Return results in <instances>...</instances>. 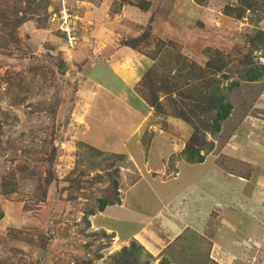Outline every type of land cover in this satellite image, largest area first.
I'll list each match as a JSON object with an SVG mask.
<instances>
[{
  "label": "rangeland",
  "instance_id": "374dc122",
  "mask_svg": "<svg viewBox=\"0 0 264 264\" xmlns=\"http://www.w3.org/2000/svg\"><path fill=\"white\" fill-rule=\"evenodd\" d=\"M160 260L264 264V0H0V264Z\"/></svg>",
  "mask_w": 264,
  "mask_h": 264
},
{
  "label": "trees",
  "instance_id": "16d2710c",
  "mask_svg": "<svg viewBox=\"0 0 264 264\" xmlns=\"http://www.w3.org/2000/svg\"><path fill=\"white\" fill-rule=\"evenodd\" d=\"M241 12V9H240ZM224 13H228L227 8L225 9ZM235 17L239 18L240 14L239 12L235 13ZM214 71H218L216 68L214 69ZM261 76V73L258 71H255L254 69H248L247 71L244 72L243 74V79L248 81V82H253L256 79H258ZM223 96L222 95H215L213 97L210 98V102L208 105V110H212L213 111V115L212 118L210 120V126L209 128H206L207 131L209 133H217L219 131V124L220 122H223L226 117L228 116L231 107L228 103L223 101ZM207 112V110H205ZM186 122L189 123V120L186 119ZM193 130V136L195 137L196 134V130L194 128H192ZM198 149H194V150H185V154H184V159L187 163H202L203 162V155H200ZM115 204L114 202L108 200V199H102V200H98V206H97V212H100L104 209V207L109 206V205H113ZM85 216H91L92 212H85L84 213ZM141 250L139 245H136L134 242H130L129 247L127 248H122L120 250L119 254H125V255H129V254H133V260L134 257L136 259L137 257V251ZM164 262H168L167 260H160L159 264H164Z\"/></svg>",
  "mask_w": 264,
  "mask_h": 264
},
{
  "label": "crops",
  "instance_id": "0c3cea01",
  "mask_svg": "<svg viewBox=\"0 0 264 264\" xmlns=\"http://www.w3.org/2000/svg\"><path fill=\"white\" fill-rule=\"evenodd\" d=\"M122 49L119 47L118 48V50H117V54H119V52H121V53H123L122 51H121ZM126 56L127 57H129V55L128 54H126ZM130 58H132V57H130ZM143 67H144V65H142ZM142 67V68H143ZM126 79V78H125ZM125 79H123L124 81H125ZM114 97V96H113ZM118 97V96H117ZM117 97H115V99L117 98ZM119 98H117V100H118ZM127 106V105H126ZM128 107V106H127ZM130 109V108H129ZM114 112H116V111H114ZM154 140L155 139H153V143H154ZM201 164V163H200ZM184 193L182 192L181 194H179L174 200H175V202L177 201V200H180V196H182ZM204 196H205V194H204ZM206 199H207V196L205 197ZM126 201V199L124 200V202ZM126 205V204H125ZM110 206H113V205H109V206H106L107 208L108 207H110ZM126 207H127V205H126ZM125 207V208H126ZM162 208V205H161V207H159V209L155 212V214L153 215L154 217L156 216V214H159V216H157L158 218L159 217H161V222H164V223H167L168 221H171V218H168V216L170 215V214H166V213H159V210ZM111 209H114V208H111ZM165 210L163 209V212H164ZM111 213H113V212H111ZM166 215H168V216H166ZM112 216L113 215H111L110 216V218H111V221L113 220V218H112ZM146 219H148L149 220V218H141V225H140V228L137 230V231H135L134 233H132V234H130V236H131V238H134V240L135 241H137L138 242V244L140 245L142 242H141V240L140 239H142V235L143 234H141L142 233V231H143V233H144V231L146 232V231H148L147 230V225H146V222L148 221H145L144 222V220H146ZM115 220H117V219H115ZM159 220H160V218H159ZM148 223V222H147ZM166 225V224H165ZM170 225V224H169ZM172 225H170V227L168 226V229L166 228V230L167 231H169L170 232V234H169V236L170 235H172L173 237H177V232H178V228L176 229V228H174L173 230H172ZM169 232H167V234L169 233ZM166 233V232H165ZM172 233V234H171ZM143 238H144V235H143ZM141 242V243H140ZM141 245H145V242L143 241V244H141ZM146 248V247H145ZM153 249H154V247H152ZM152 249V250H153Z\"/></svg>",
  "mask_w": 264,
  "mask_h": 264
}]
</instances>
